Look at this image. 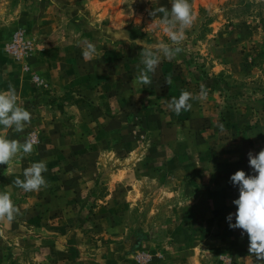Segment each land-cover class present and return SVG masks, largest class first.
<instances>
[{"label":"rangeland","instance_id":"rangeland-1","mask_svg":"<svg viewBox=\"0 0 264 264\" xmlns=\"http://www.w3.org/2000/svg\"><path fill=\"white\" fill-rule=\"evenodd\" d=\"M236 1L189 0L182 51L142 85V45L128 36L170 42L149 11L172 0H0V91L11 83L31 113L23 132L0 136L36 141L12 174L0 165V192L21 210L12 236L0 221V264H251L226 217L239 196L230 176L251 174L247 153L264 148V60L252 62L264 23ZM182 91L192 108L176 115L167 103ZM39 161L48 187H16ZM54 193L72 241H57Z\"/></svg>","mask_w":264,"mask_h":264},{"label":"clouds","instance_id":"clouds-1","mask_svg":"<svg viewBox=\"0 0 264 264\" xmlns=\"http://www.w3.org/2000/svg\"><path fill=\"white\" fill-rule=\"evenodd\" d=\"M160 14H162L160 23L164 25L163 32L167 34L170 42L143 44L141 40L133 41L128 36L129 42L142 45L141 63L144 67L138 76L142 85L151 84L149 73L155 74L162 59L172 60L182 51L186 31L192 27L195 20L189 0H172L170 9L161 6L149 11L153 20ZM158 27L159 25L152 22L145 29ZM82 55L85 60L94 59L97 55L95 45L88 43ZM165 83L170 86L171 78H167ZM206 96V88L201 86V91L195 98L202 100ZM193 98L192 93L182 91L178 99L173 98L167 103V108L180 115L181 112L191 110L192 104L189 101ZM30 123L31 113L19 104L16 89L9 83L7 91H0V126L23 132ZM35 143L31 136L23 142L0 136V165H7L6 171L12 174L17 158L30 155ZM247 156L251 174L237 170L230 176V182L238 189L239 196L232 201L236 206V212L229 213L226 221L230 229H240L241 235L246 234L248 237L249 255L245 261H251V264H264V148L258 153L249 151ZM46 171L44 161L35 162L23 170V179L17 177L13 183L24 192H39L42 188L48 187L43 175ZM19 215L21 210L13 203L10 194L0 192V221L12 222ZM233 218L235 223H232Z\"/></svg>","mask_w":264,"mask_h":264},{"label":"crops","instance_id":"crops-1","mask_svg":"<svg viewBox=\"0 0 264 264\" xmlns=\"http://www.w3.org/2000/svg\"><path fill=\"white\" fill-rule=\"evenodd\" d=\"M55 196H56V193L53 194V200H52L53 204H51V209L49 211L53 215L52 217L54 219L57 218V226H59V228L57 229V236L54 234V235H52V237L56 236L57 241H59V242L72 241V239H71V238H73V236L71 235V229H72L71 226L73 224L72 219L69 217V215H68L69 213L66 215L65 211L64 212L60 211V208H62V207H60V206L56 207V205L59 204V201ZM1 227L4 228V230H6L5 227L9 228V230L8 231L6 230V231L8 232L7 236L10 237L13 234L12 230L17 229L18 225L15 224L14 222H7L5 224V226H1ZM110 245H112V244H110ZM101 248L103 250H106L107 247L101 246ZM110 248H112V247H110ZM99 255L101 256V254H99ZM108 258H110L112 260H113V258H114V260L116 259L117 260L116 264H123L120 261L121 257L120 256L118 257L117 254L108 255ZM110 262H113V261H109V263ZM99 264H104V260L99 261Z\"/></svg>","mask_w":264,"mask_h":264},{"label":"trees","instance_id":"trees-1","mask_svg":"<svg viewBox=\"0 0 264 264\" xmlns=\"http://www.w3.org/2000/svg\"><path fill=\"white\" fill-rule=\"evenodd\" d=\"M236 3H237L236 7H242V10L244 12L251 10V13L253 12L254 15H258L262 23H264V12L262 11L263 9L261 6L262 5L261 0H237ZM209 20L210 19H207L206 23H208ZM130 37H133L132 34H130ZM259 60L260 61L264 60V52L258 50L257 52H255V55H253L252 62L256 63L259 62Z\"/></svg>","mask_w":264,"mask_h":264}]
</instances>
